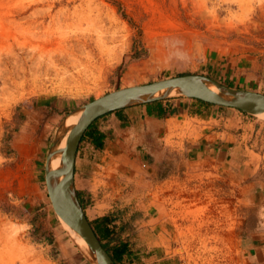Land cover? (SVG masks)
<instances>
[{
    "label": "rangeland",
    "instance_id": "374dc122",
    "mask_svg": "<svg viewBox=\"0 0 264 264\" xmlns=\"http://www.w3.org/2000/svg\"><path fill=\"white\" fill-rule=\"evenodd\" d=\"M262 65L264 0H0V264H93L46 184L49 150L69 115L108 92L182 74L233 87ZM178 128L170 114L145 122L142 139L113 142L111 153L89 149L87 167L101 180L75 189L91 225L113 251L95 209L138 205L158 217L168 242L172 232L181 264H264V253L247 249L264 244L258 176L183 155ZM116 264L139 260L125 254Z\"/></svg>",
    "mask_w": 264,
    "mask_h": 264
},
{
    "label": "crops",
    "instance_id": "0c3cea01",
    "mask_svg": "<svg viewBox=\"0 0 264 264\" xmlns=\"http://www.w3.org/2000/svg\"><path fill=\"white\" fill-rule=\"evenodd\" d=\"M262 67L261 75H256L254 79L250 76L244 80L242 77L235 78L236 83L232 86L264 93ZM169 101L171 106L167 104ZM170 114L171 120L179 127L174 131L183 134V149L180 153L187 154L189 158L196 156L221 166L226 165L232 172L243 174L248 179H257L258 176L260 186L264 189V181L261 180L264 178V145L255 146L259 136L264 137V126H258L250 115L233 107L193 98H173L130 106L98 118L83 136L77 149L73 180L78 192L84 185L88 189H96L101 180L97 175L99 171L87 167L89 149L98 154L111 153L113 142L117 147L142 139L150 131L145 129V122L169 119ZM188 118L196 121L189 125ZM85 140L88 150L83 152L82 144ZM260 194L264 195V190ZM157 218L146 207L124 205L111 212L95 209L93 219L96 220L97 228L106 236L105 241L108 239L116 243V246L125 245L127 257L138 258L139 264H181L174 253L172 232L171 242H168L163 224ZM247 249L259 258L264 253V244L251 240ZM139 250L148 254L139 259L136 256Z\"/></svg>",
    "mask_w": 264,
    "mask_h": 264
},
{
    "label": "water",
    "instance_id": "95a60500",
    "mask_svg": "<svg viewBox=\"0 0 264 264\" xmlns=\"http://www.w3.org/2000/svg\"><path fill=\"white\" fill-rule=\"evenodd\" d=\"M173 96L189 97L219 106L233 107L259 118H261L259 114L264 112V94L233 88L206 75L190 73L108 92L83 105L77 111V113L80 112V117L76 124L67 127L64 121L55 144L64 131L68 133L67 143L61 150V166L58 169H50V157L53 156V152L48 154L47 189L55 210L71 220L86 239L89 250L85 252L93 264L116 263L103 247L87 218L74 186V163L81 138L88 127L103 115Z\"/></svg>",
    "mask_w": 264,
    "mask_h": 264
},
{
    "label": "bare ground",
    "instance_id": "6f19581e",
    "mask_svg": "<svg viewBox=\"0 0 264 264\" xmlns=\"http://www.w3.org/2000/svg\"><path fill=\"white\" fill-rule=\"evenodd\" d=\"M213 88L216 89L215 87H213ZM259 116L264 119V112L259 114ZM79 117H80V112L76 113V114L69 115L65 120L66 126L71 127L72 125L76 124L79 120ZM59 131H58V134L56 135L55 140H57L58 135H60ZM67 136H68V133L64 131L63 134H61V136L59 137V141L57 142V144H55V142H54V144L51 146L49 153L53 152L52 153L53 156L51 155V157H50V163H49L50 169L55 170L61 166V154L60 153H61V150L66 146ZM53 209L55 210L54 207H53ZM55 213H56L58 219L60 220V222L63 224L64 228L68 229L74 236H76L82 244H79L73 238V236L68 232L70 237L80 246V248H82V250L88 251L89 247H88L86 239L80 234V232L77 230L75 225L71 222V220H69L67 217L63 216V214H61L57 210H55Z\"/></svg>",
    "mask_w": 264,
    "mask_h": 264
},
{
    "label": "trees",
    "instance_id": "16d2710c",
    "mask_svg": "<svg viewBox=\"0 0 264 264\" xmlns=\"http://www.w3.org/2000/svg\"><path fill=\"white\" fill-rule=\"evenodd\" d=\"M199 101H202V100H199ZM202 102H204V101H202ZM208 103V102H207ZM211 104V103H210ZM120 110H122V109H119V110H115V111H113V112H118V111H120ZM240 111H242V110H240ZM242 112H244V111H242ZM245 114H247L246 112H244ZM249 115V114H248ZM104 116V115H103ZM102 117V116H101ZM101 117H99V118H101ZM98 119V118H97ZM96 119V120H97ZM95 120V121H96ZM94 121V122H95ZM94 122L88 127V129L85 131V133H84V135L85 134H87V132H88V130L92 127V125L94 124ZM83 135V136H84ZM81 201V200H80ZM81 204H82V202H81ZM84 208V207H83ZM88 218V217H87ZM90 223L92 224V222L90 221ZM94 228V230H95V232H96V234L98 235V237H99V239H100V241L102 242V245H103V247L107 250V252L111 255V257L113 258V260L116 262V263H118L119 262V260L127 253V250H126V246L125 245H119V246H115L114 248H113V251H111L108 247H107V245H105L104 243H103V241H102V239L100 238V236H99V234H98V232H97V230L95 229V227H93Z\"/></svg>",
    "mask_w": 264,
    "mask_h": 264
}]
</instances>
